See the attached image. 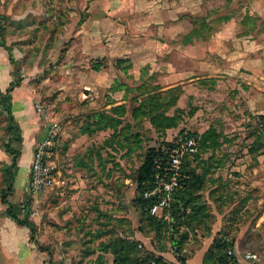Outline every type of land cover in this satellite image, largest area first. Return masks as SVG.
I'll return each instance as SVG.
<instances>
[{
  "label": "rangeland",
  "instance_id": "374dc122",
  "mask_svg": "<svg viewBox=\"0 0 264 264\" xmlns=\"http://www.w3.org/2000/svg\"><path fill=\"white\" fill-rule=\"evenodd\" d=\"M89 4L90 0H0V48L6 52L13 68L12 86L24 84L34 96V110L38 103L43 105L49 121L58 124L61 133L72 126L75 130L70 133L74 136L81 127L86 132L93 127L94 131L106 128L105 117L121 107L128 114L127 131L112 136V150L99 152L100 156L96 152L87 167L69 169L66 175L76 182L69 183L65 191L59 190L61 185L57 183L34 195L29 183L23 193L19 194L15 189L5 200L10 180L17 175V166L7 152V145L10 144L14 154H18L23 141L13 119L11 121L9 92L1 94L0 208L8 218L14 207L31 212L34 241L37 247L48 252V264H113L112 251L113 256L110 254L101 262L96 258L97 250L105 252L108 245L128 238L132 231H140L145 236L140 243L149 250L155 248V241L165 250L168 245L176 260V263L165 260L169 264H181L182 261L187 264L188 259L206 247V240H212L206 247L205 264V258L214 253L215 240L226 236L225 239L232 242V234L235 229H240L239 225L255 224L259 218V214L237 215L232 211L238 207L235 197L238 193L232 181L246 174L247 168L241 167L246 165L247 159L252 158L253 166H263L259 158L264 156V148L259 151L256 147L263 119L252 115L248 100L249 96L258 97L264 91V0H206L200 13L194 12V8L192 12L190 8L187 12L179 10L174 24L155 25L154 29L152 24L138 23L140 32L147 31L150 35L155 32V37L174 43L170 54H167L168 45L155 49V64L158 65L155 84L134 81V75L128 74L132 64L130 58H96L104 61L103 71L112 65L118 70L123 64L125 73L122 77L127 82L119 81L111 88L98 90L91 85L100 84L101 80L84 74L91 67V56L80 54L85 44L78 37ZM225 18L236 20V25L231 30L232 37L221 40L217 34L225 25ZM134 27L136 24L130 22L124 25L125 32L118 30L116 34L134 36L135 46L140 47L141 41ZM147 42L152 47L153 42ZM96 46H102V43H93L92 48L97 49ZM168 64H173L179 73L185 66L190 67L191 76H195L194 72L199 71L197 67L201 64L206 65L208 72L197 83L185 82L176 76L175 81L185 82L184 85L168 88V83H172L166 80L170 76ZM247 82L255 83L256 87H249ZM123 85L128 87L129 102L110 103L109 93ZM84 95L87 100H82ZM146 100L153 103H145ZM140 108V114L136 113L135 110ZM102 117L104 122L99 120ZM134 121L137 128L132 129ZM241 129L246 130L245 136L240 135ZM186 134L199 137L202 149L190 165L193 184L187 199L192 217L189 226L181 227L187 237L184 235L179 242L181 246L174 248L167 227L160 237L156 236L145 211L143 228H140L143 211L137 179L150 149L178 141ZM104 138L109 136L100 134L95 137L93 146L85 144L83 149L86 146L88 149L83 150L80 157L93 147L92 153L98 151ZM225 144L228 148L222 150ZM235 145L240 148L232 149ZM120 147L125 149H121L125 154L118 151ZM56 151L51 148L48 159L54 174L60 170ZM122 155L127 158L122 159ZM263 170L259 174L262 175ZM60 192L75 193L73 206L71 200L64 201L77 210L76 222L72 223L74 231L69 230V222L65 226L67 232H62L60 226H56L55 216H51V209L55 212V208L61 206L58 205L61 200L56 199ZM162 218L170 227L179 225L173 220L171 210L169 219ZM100 243L105 246L99 249Z\"/></svg>",
  "mask_w": 264,
  "mask_h": 264
},
{
  "label": "crops",
  "instance_id": "0c3cea01",
  "mask_svg": "<svg viewBox=\"0 0 264 264\" xmlns=\"http://www.w3.org/2000/svg\"><path fill=\"white\" fill-rule=\"evenodd\" d=\"M205 2L206 0H90L87 11L88 15L78 32V37L80 40H83L85 44L80 54L82 56H91L90 61H95L96 58H108L109 60L130 58L132 64L128 74L130 76L134 75V81L139 84H144L146 82L155 84V68H158V65L155 64V49L159 50L158 48L160 45H168L169 49L167 54H170L172 50H174V43L169 41V39H166L165 42L162 38L155 37V32L154 35H150L147 31L140 32L137 29L138 23L145 24L144 22H146L147 25L152 24L154 29L155 25L174 24L175 14L179 10L187 12V9L190 8L192 12L194 8V12L200 13L202 8L205 7ZM170 20L173 22L170 23ZM130 22L136 24L134 29H136L135 31L138 34L136 36H138V39L141 41L140 47L135 46V39H132L134 36L128 37L126 34H116L118 30L125 32V28L123 27ZM120 25L122 28H119ZM235 25L236 20L234 19L225 22V25H223L217 34L218 38L227 40L232 37L231 30ZM147 41L153 42L152 47L148 45L149 42ZM93 43H102V46H96L97 49H95L92 48ZM157 54L158 53H156V55ZM146 56L149 57L146 58ZM113 66L114 65H112L109 70H101L100 72L94 71L90 67V69L84 73L85 76L88 78L95 77L101 80L100 84H93L91 88H94V90L108 89L115 86L117 82L123 81L124 77L122 76L125 73L123 64L120 65L119 69L117 68L118 70ZM167 68L170 76H168L166 80L172 82L171 84L168 83V88L182 86L186 82L185 80H189L191 83H197L203 78L201 76L208 72L206 65L203 64L197 67L199 71L194 72L195 76H191V68L188 66L184 67L182 73L177 72L173 64H168ZM13 76V68L8 62L7 54L0 48V93H6L11 88L14 81ZM176 76L179 80L182 79L185 82H176ZM123 82L127 84L125 80ZM247 84L249 87H256V84L253 82H247ZM127 88V85H123L119 86L116 92H110L109 96L112 98L110 103L114 105L127 104L131 98V96L129 97L130 93ZM9 95L13 123L17 127V131L21 135L23 141L20 147V155L17 158V175L15 178V189L16 192L20 194L27 189L30 183L29 176L35 148L40 142L45 140L47 130L52 122L49 121L48 117L42 118L36 113L33 107L34 96L24 84L16 87ZM87 98L88 97L84 95L82 100H87ZM103 98L106 100V95H103ZM248 105L253 116L259 115L264 118V91L260 92L258 97L249 96ZM109 108L111 109L114 107ZM108 114L116 121H121V123L116 127L108 124V127L96 131H94L95 127H93L90 128L91 131L88 132L82 130L81 127L79 133L75 132L77 134H75L76 136L70 133L75 130L74 126L70 128L67 127L61 133L60 138H58L54 146L55 150L57 149L55 154L60 167L59 172L55 173L57 183L61 185L59 190L67 188L69 183L74 184L76 182L73 177L70 178L66 175V172H70L69 169L74 170L81 166L87 167L88 163L94 160L93 156L96 155V152L97 155H99V152L103 153L105 150H112V136L122 135V133L124 134L127 131V112H125V114H114L109 112ZM131 118H133V114H131ZM136 125L137 123L134 121L132 129L137 128ZM245 131V129H241L240 135L245 136ZM100 134L109 136L107 139L104 138L102 147H98V151H93L92 153V150H95L93 147L90 152L88 150V153L80 157L81 152L87 150L89 144L92 146L95 144V137H98ZM85 144L87 146L83 149ZM256 147L261 151L264 148V141L260 146L257 145ZM225 148H228V145H223L221 149L224 150ZM234 148H240V145H235L232 149ZM121 149L123 150L124 148L120 147L118 151H122ZM124 151H122V154H125ZM247 151L249 152V150ZM247 157H250L249 154ZM121 158L126 159L127 156L124 157V155H122ZM99 159L103 161L101 157H99ZM83 160H86L87 163H85L86 161L82 163ZM259 160L264 166V156H261ZM246 161V165L241 167L247 168V171H245L246 174L232 181L234 190L238 193V195L235 196L237 197L236 202L238 203V207L233 208L232 211L237 215L245 214L251 216L259 214V218L255 221V224L251 222L247 226L239 225L240 229H235L232 234V253L235 264H264V173L262 175L259 174L264 168L261 169L263 166H253L254 161H252V158ZM221 184L223 185L224 182L221 181ZM58 196L60 197L58 198ZM75 198V193L69 194L68 192H60L56 199L61 200V203L58 204L61 206H57L55 212L51 209V216H55L57 220L56 226H60L62 232H67L65 226H67L69 222L71 223L69 230H75L72 223L76 222L75 214L77 210L69 207L67 202L64 203L66 199H69L73 206V200ZM242 203L243 206H240ZM64 205L67 207H64ZM3 213L4 212L0 208V264H48V252L37 247L35 241H32L31 230L26 226L18 224L12 218H8L5 216V213ZM18 215L21 219L24 218L26 210L21 209ZM31 216L32 215L29 217L30 221ZM142 238L144 239L145 236L140 231H132L129 233L128 240L141 241L143 240ZM211 243L212 240H206L207 245L205 246L208 247ZM102 246L105 245H101L100 243L98 248ZM206 247L201 249L196 256L188 259L187 264H203ZM166 249L167 250H163L162 245L158 244V241H155V248L151 250H155V253L161 255L166 260L176 263L173 252H171L170 248L168 249V245ZM99 251L100 252L97 250L96 252V258H99L101 262L105 260L104 257L108 258L110 254L112 255L111 251ZM247 253L259 254V263L247 261L245 259Z\"/></svg>",
  "mask_w": 264,
  "mask_h": 264
},
{
  "label": "trees",
  "instance_id": "16d2710c",
  "mask_svg": "<svg viewBox=\"0 0 264 264\" xmlns=\"http://www.w3.org/2000/svg\"><path fill=\"white\" fill-rule=\"evenodd\" d=\"M224 20L225 22H228L229 18H225ZM103 63L104 61L102 60L91 61V67L94 71L100 72L104 68ZM16 87L17 86H11V88L7 92L9 93L12 92ZM1 94L3 93H0V99H2ZM9 98H10V95H9ZM144 102L153 103V101H149V100H146ZM123 109L124 107L114 109L115 111H112V113L125 114V111H123ZM141 109L142 108L137 109L135 110V112L140 114L139 112H141ZM10 114H11V111H10ZM133 116H134V113H133ZM105 118H106L105 121L107 122H104V117L100 118L99 120L103 121L106 124V127H108L109 125L116 127L121 123V121H116L112 116L105 117ZM12 119L13 117L11 115V121ZM261 119H263V122L261 123L263 127H260L259 129V137L256 142L257 145L259 146L264 141V118H261ZM107 123H109V125H107ZM189 136L195 137L198 139L199 144H200V150H201L202 149L201 139L197 137L196 135L190 134ZM20 138L22 139L21 135H20ZM15 141L17 143L20 142L17 140ZM9 145H7V152H9L13 156V164L14 166H17V158L20 155V153L14 154V148L11 147V145L10 146ZM163 145H170V143L169 142L162 143L158 147L150 149L143 165L141 166L139 170V177L137 179V183H138V190L140 193L139 203L142 206L141 211H143L141 213L140 228H143L142 223L144 222V216H145V215L143 216V214L145 211L147 220L149 224L153 226V230L156 236L158 235L160 237L164 230V227H167L168 229L167 231L170 232L169 239L172 243V246L174 248L175 247L178 248L181 246L179 242H181V240L183 239L182 237L184 235L187 237L185 233H182L181 227L189 226L190 218L192 217L190 216L191 214L188 212L190 209L192 210V208H190V201L187 199V194L193 184V177H192V172L190 170V165L196 159V157L199 156L200 153L195 157L193 161L191 162L188 161L187 164L185 165V171L189 175V179L183 182V189L179 190L176 193L175 200L172 203V207H171V216L173 220L179 223V225L170 227L168 222H166V220H164L163 218H158L157 216H152L150 214V207L154 204V200L145 199V192L153 189L156 184V181H155L156 170H155L154 161L157 158H159L160 148ZM15 178L16 177L13 176L10 180L8 193L7 195H5V198H4L5 200L7 196L11 195L15 190L14 188ZM21 209H22L21 207L20 208L14 207L13 212L9 213V216L18 224L28 227L32 232V237H31L32 241H34V227L32 226V222L29 219L31 212L27 211L26 209V215L24 218L21 219L18 215ZM225 238L227 237L225 236V237L219 238L217 241L215 240V243L216 242L217 243L216 244L214 243V246L212 247L213 249L212 251L214 253H212L210 256H207V258H205V264H212V263L214 264H235V259L233 255L229 254V251L233 249V242H230L228 241V239H225ZM106 251L107 252L112 251V253L114 254V257H115L114 264H169L167 263V261H165L166 259L164 257L155 253V250H151V249L149 250L145 248L144 245L140 243V241H136V240L131 241V240H128V238L120 239L114 243H111L110 245H108ZM182 262L183 263L181 264L185 263V261H182Z\"/></svg>",
  "mask_w": 264,
  "mask_h": 264
},
{
  "label": "built area",
  "instance_id": "2783aa9c",
  "mask_svg": "<svg viewBox=\"0 0 264 264\" xmlns=\"http://www.w3.org/2000/svg\"><path fill=\"white\" fill-rule=\"evenodd\" d=\"M37 114L47 117L46 108L38 103ZM263 127V126H262ZM61 134V127L52 123L44 141L40 142L34 151L31 166L30 189L34 195L54 187L57 179L49 166L50 149L53 148ZM170 145H163L160 148V156L154 161L155 181L153 189L145 192V199H153L154 204L150 207V214L157 217L168 218L176 193L183 189V182L189 179L185 171L187 162H191L200 153V144L197 138L186 134L178 141L169 142ZM233 255L232 250L229 251ZM247 261L259 263L260 255L247 253Z\"/></svg>",
  "mask_w": 264,
  "mask_h": 264
}]
</instances>
